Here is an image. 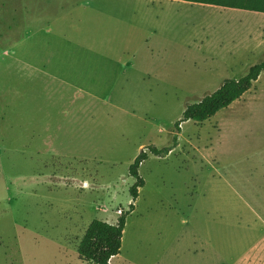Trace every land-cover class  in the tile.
<instances>
[{"label":"rangeland","instance_id":"374dc122","mask_svg":"<svg viewBox=\"0 0 264 264\" xmlns=\"http://www.w3.org/2000/svg\"><path fill=\"white\" fill-rule=\"evenodd\" d=\"M242 12V13H239ZM168 0H0V264H264V72L204 123L187 106L263 61L264 16ZM251 13V14H250Z\"/></svg>","mask_w":264,"mask_h":264},{"label":"trees","instance_id":"16d2710c","mask_svg":"<svg viewBox=\"0 0 264 264\" xmlns=\"http://www.w3.org/2000/svg\"><path fill=\"white\" fill-rule=\"evenodd\" d=\"M198 4L202 6L218 7L264 14V0H170ZM264 72L263 61L250 68L248 73L239 80H225L213 94L206 96L200 102L187 106L182 119L175 124V134L172 146L163 150L150 148V154L156 157H167L178 145V133L181 124L192 121L204 123L213 118L221 110L229 108L251 91L254 84ZM148 160V153L141 152L129 168V176L134 184L129 188L133 199L127 211L121 212L116 224H109L101 220H93L87 228L79 246L78 256L81 261L89 264H110L111 260L121 254L123 234L127 218L135 211L134 203L139 198V191L145 187V181L139 175L140 167Z\"/></svg>","mask_w":264,"mask_h":264},{"label":"crops","instance_id":"0c3cea01","mask_svg":"<svg viewBox=\"0 0 264 264\" xmlns=\"http://www.w3.org/2000/svg\"><path fill=\"white\" fill-rule=\"evenodd\" d=\"M156 1H159V0H156ZM168 1H170V0H168ZM173 2H177V1H171V3H173ZM183 3H185V2H183ZM187 4H189V3H187ZM190 5H197V6H202V5H198V4H190ZM202 7H210V6H202ZM210 8H217V10H226L225 8H218V7H210ZM227 10H231V9H227ZM233 12L235 11V12H239L240 10H232ZM247 12V11H246ZM239 13H242V12H239ZM251 13H254V12H251ZM250 13V14H251ZM259 13H254V15H257V16H259V15H261V14H259ZM262 16H264V14H262ZM261 51H263V55H264V40L262 41V43H261V49H260V52ZM264 57V56H263ZM262 75V74H261ZM260 78V77H259ZM259 80V79H258ZM3 161L2 160H0V176L4 179V177H5V172H4V170H3ZM114 260V259H113Z\"/></svg>","mask_w":264,"mask_h":264}]
</instances>
